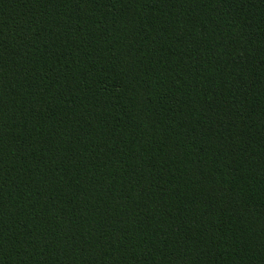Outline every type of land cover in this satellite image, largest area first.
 Listing matches in <instances>:
<instances>
[{
    "label": "trees",
    "instance_id": "16d2710c",
    "mask_svg": "<svg viewBox=\"0 0 264 264\" xmlns=\"http://www.w3.org/2000/svg\"><path fill=\"white\" fill-rule=\"evenodd\" d=\"M0 264H264V0H0Z\"/></svg>",
    "mask_w": 264,
    "mask_h": 264
}]
</instances>
